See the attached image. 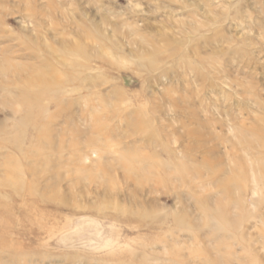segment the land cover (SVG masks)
Listing matches in <instances>:
<instances>
[{
	"label": "rangeland",
	"instance_id": "374dc122",
	"mask_svg": "<svg viewBox=\"0 0 264 264\" xmlns=\"http://www.w3.org/2000/svg\"><path fill=\"white\" fill-rule=\"evenodd\" d=\"M0 264H264V0H0Z\"/></svg>",
	"mask_w": 264,
	"mask_h": 264
}]
</instances>
